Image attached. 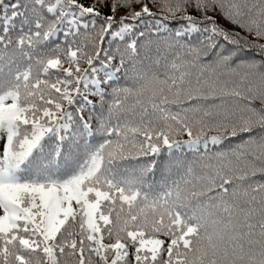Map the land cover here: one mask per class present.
<instances>
[{"label": "snow or ice", "instance_id": "6c2138e0", "mask_svg": "<svg viewBox=\"0 0 264 264\" xmlns=\"http://www.w3.org/2000/svg\"><path fill=\"white\" fill-rule=\"evenodd\" d=\"M0 264H264V0H0Z\"/></svg>", "mask_w": 264, "mask_h": 264}]
</instances>
